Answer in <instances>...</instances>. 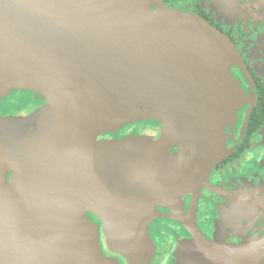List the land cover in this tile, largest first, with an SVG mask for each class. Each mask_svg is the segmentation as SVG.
Listing matches in <instances>:
<instances>
[{"label":"water","instance_id":"water-1","mask_svg":"<svg viewBox=\"0 0 264 264\" xmlns=\"http://www.w3.org/2000/svg\"><path fill=\"white\" fill-rule=\"evenodd\" d=\"M234 58L206 21L161 0H0V103L14 90L45 100L0 116V264H120L91 209L112 250L150 264L161 214L149 202L177 200L224 154L242 92ZM142 120L165 139L98 141ZM237 251L247 264L264 242Z\"/></svg>","mask_w":264,"mask_h":264},{"label":"flooded vegetation","instance_id":"flooded-vegetation-1","mask_svg":"<svg viewBox=\"0 0 264 264\" xmlns=\"http://www.w3.org/2000/svg\"><path fill=\"white\" fill-rule=\"evenodd\" d=\"M161 1L171 10L202 18L229 41L235 52L229 69L242 92L235 114L222 126L224 154L198 186L190 182L177 200L149 202L161 214L148 222L154 245L150 264H239L236 247L264 242V0ZM21 92L30 94L32 105L18 116L31 114L45 101L40 93ZM146 121L153 124L144 134L157 138L162 125ZM123 137L118 130L98 139ZM177 150L179 146L169 151ZM87 215L98 227L103 254L130 264L109 247L103 215L95 209ZM247 264H264V253Z\"/></svg>","mask_w":264,"mask_h":264},{"label":"rangeland","instance_id":"rangeland-1","mask_svg":"<svg viewBox=\"0 0 264 264\" xmlns=\"http://www.w3.org/2000/svg\"><path fill=\"white\" fill-rule=\"evenodd\" d=\"M31 105H32V100H31L30 94H28L27 92H21V91L14 90L11 93H9L8 95H6L1 100L0 114H5V116H6V114L16 116L20 112H24V109L30 107ZM152 124L153 123L146 121V120L137 121V122H133V123L124 125L120 129V131H121V134H125L126 138H130V139L134 138L137 141L140 139L143 142V144H147V143H150L153 141L156 143L159 141H163L166 137L165 133L161 132L157 138H153V136H149L147 134H144V132H147L151 129ZM133 130H137L138 132H140V134L136 135V136L130 135V132ZM102 135H100V136H102ZM104 140L113 141L114 138L102 139V141H104ZM138 145H140V144L138 143Z\"/></svg>","mask_w":264,"mask_h":264},{"label":"trees","instance_id":"trees-1","mask_svg":"<svg viewBox=\"0 0 264 264\" xmlns=\"http://www.w3.org/2000/svg\"><path fill=\"white\" fill-rule=\"evenodd\" d=\"M117 134V133H116Z\"/></svg>","mask_w":264,"mask_h":264}]
</instances>
